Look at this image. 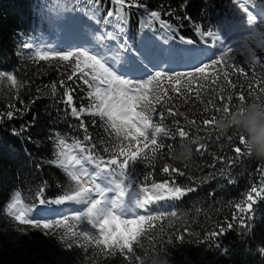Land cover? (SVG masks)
Masks as SVG:
<instances>
[{
    "label": "snow or ice",
    "instance_id": "snow-or-ice-1",
    "mask_svg": "<svg viewBox=\"0 0 264 264\" xmlns=\"http://www.w3.org/2000/svg\"><path fill=\"white\" fill-rule=\"evenodd\" d=\"M229 4L212 26L196 22L186 14L176 15L174 10L150 9L142 0H108L106 4L102 0H54L42 6L51 25L58 24L66 31L81 34L82 42L67 47L52 46L29 37L21 40V47L28 50L27 58L34 63L45 62L64 70L61 75L66 79L51 82L48 87L52 95L57 94L58 85L64 89L63 103L72 117L80 121L83 136L57 133L49 137L53 144L49 163L66 177L58 194L49 198L45 195L46 187L40 186L31 202H27L28 198L20 190L10 193L5 212L16 223L17 231L43 230L45 235H59L67 249L76 247L87 252L91 248L94 254L105 259L119 255L125 264H143L140 251L145 250L144 240L155 241V235L150 238L149 234L158 223L169 216L178 217L176 211L160 209L165 204L174 207L172 202L196 191L195 184H180L175 177L185 176V172L168 163L161 168L168 178L161 181L152 178L154 161L163 158L165 148L169 153L174 150L173 143L166 141H176L175 146L180 148L190 135V130L179 120L173 122L177 125L173 135L166 123L167 117L182 116L187 124L195 126L197 121L188 119L179 106L180 100L187 104L192 97L208 105L205 112L214 110L215 114L200 122L205 129L214 127L221 111L230 116L234 108L248 101L244 87L232 77L239 74L248 79L249 71L253 83L247 86L248 96L259 99L264 95V58L258 56V50L264 52V0H229ZM132 9L142 10L138 27L158 35L165 43L179 39L194 45V40L176 35L182 24L175 26L163 17L188 21L204 45L198 55L206 59L188 71L161 67L172 59L191 57L195 53L191 49L184 53L165 52L151 37L135 46L128 35ZM238 54L244 56L243 65L236 59ZM133 72H141L143 76L134 77ZM73 81L82 82L86 87V105L77 106L73 95L76 89L68 85ZM28 83L18 79L13 71L0 70V92L12 93L14 99H19L20 91ZM225 85L231 89L227 95ZM238 87L240 90L236 91ZM207 92L216 93L219 104L211 98L204 101L202 93ZM234 99L238 103H233ZM20 104L24 101L20 100ZM7 107L6 112H0V122L30 110L28 106L19 108L15 103ZM84 115L99 118L104 137L97 139L88 133ZM26 130L27 125L22 126L21 131ZM13 134L20 133L14 129ZM236 135L234 157L216 158L227 164L219 174L229 182H234L235 167L244 159L253 158L246 148L245 136L238 131ZM198 139L197 135L192 143ZM196 150H206V146L200 143ZM143 164L152 170L140 174L138 165ZM257 176L258 180L233 205L231 219L217 224L216 230L208 232L201 243L211 242L221 248L218 237L229 230L238 229L241 235L251 233L258 206L264 204V166L257 170ZM64 205L72 207L71 216L38 218L47 206ZM159 231L160 241L166 240L169 244L173 242V235L183 242L185 234L190 233L188 227L177 234L164 233L163 227ZM155 247L153 243V250ZM221 250L224 254L230 252L228 248ZM258 251L264 254V247Z\"/></svg>",
    "mask_w": 264,
    "mask_h": 264
},
{
    "label": "trees",
    "instance_id": "trees-1",
    "mask_svg": "<svg viewBox=\"0 0 264 264\" xmlns=\"http://www.w3.org/2000/svg\"><path fill=\"white\" fill-rule=\"evenodd\" d=\"M54 0H0V70L13 71L18 79L28 81L27 86L19 93V99H14L13 94L7 91L0 92V112H6L8 105L15 103L17 107L28 106L29 111L23 114L17 113L16 118L8 120L6 117L0 122V264H125L123 259L117 255L115 258H103L94 254L91 248L84 251L74 247L67 249L60 241L59 235H45L43 230L28 229L21 233L16 230V223L6 215L5 204L9 201L10 193L14 189L22 192L31 202V197L40 186L46 187L45 195L49 198L59 193L61 185L66 183V177L57 167L51 166L49 160L52 158L53 144L49 137L57 133L75 135L82 137L83 132L79 128L80 121L72 117L68 106L63 103L64 89H60L56 95L50 91V83L66 79L62 76V69L45 62L34 63L27 58L28 50L22 49L21 40L36 37L37 42L51 44L52 46L76 45L82 42L83 36L74 31H66L58 24L51 25L46 19L42 6L53 3ZM150 9L169 11L174 10L176 15H188L196 22L206 26L216 23L217 17L229 6V0H142ZM108 3V0H102ZM183 6V7H182ZM142 10L132 9L128 35L130 42L139 47L141 40L151 37L152 42L165 52L184 53L191 49L195 55L170 60L167 67L176 72L188 71L193 65L205 60V56L198 55L200 49L204 48L200 37L196 34L193 26L185 20H176L174 17H163L170 20L179 27L177 36L183 35L195 41L194 45H187L179 39H169L165 43L158 35H152L144 29L139 28V17ZM90 38V37H89ZM239 39V38H237ZM207 51V49H205ZM258 56L264 58V52L258 50ZM237 61L243 65L244 56L238 54ZM134 77H142L143 73L133 72ZM238 84L242 85L248 101L247 86L253 83L251 71L249 78L239 74L232 77ZM70 87L76 89L73 93L77 106L86 105V87L82 82H68ZM227 89V85H225ZM37 89H40L37 92ZM239 87L236 91H239ZM231 89L225 91L229 94ZM38 97V98H37ZM204 101L210 98L217 104L216 93H202ZM20 100L24 104H20ZM35 100L34 103L31 101ZM233 103H238L234 99ZM180 111L188 115V119H195L197 124H187L184 117H167L166 123L176 135L177 125L173 122L179 120L190 130L189 138L183 144L192 147L191 159L181 163L172 157L179 147L176 141L173 143L174 150L169 153L165 148L163 158L154 161L155 171L153 177L157 181L168 178L162 173L161 168L165 163L180 168L185 176H176L177 181L185 186L195 184L196 191L188 193L179 201L172 202L174 207L169 208L167 204L161 211H176L178 217H168L167 220L159 222L154 232L155 241L144 240L145 250L140 251L143 264H264V254L258 249L264 247V204L258 206V216L253 221L251 233L241 235L240 230H229L218 237L221 248H228L230 252L224 254L221 248H216L211 242L201 243L208 232L216 230L217 224H224L231 219L234 211L233 205L238 202L250 187L258 180L257 170L264 166V160L253 156L244 159L238 164L232 175L234 182H229L220 176V170L227 168L217 157H234L232 148L238 143L237 130L230 128L226 133H221L215 126L204 128L201 121L210 118L214 113L204 111L207 104H201L198 100L190 97L188 103L179 101ZM159 110V107H158ZM220 114V113H219ZM218 114V116H219ZM83 121L88 126V133L94 138H102L105 133L101 127L98 117L84 115ZM95 121V123H93ZM27 125L26 131H21L22 126ZM20 134L14 135L13 130ZM199 137L197 143H192L194 137ZM30 137V139H29ZM177 136V141H179ZM203 143L206 150L197 151L198 144ZM41 165L37 167V165ZM215 165V167H213ZM152 169L147 165H138L140 174H147ZM72 207L47 206L42 209L38 218L50 219L61 216H71ZM163 227L164 233L177 234L185 227L190 229L185 234L183 242L175 239L167 243L161 242L159 228ZM153 243L156 244L153 250Z\"/></svg>",
    "mask_w": 264,
    "mask_h": 264
},
{
    "label": "clouds",
    "instance_id": "clouds-1",
    "mask_svg": "<svg viewBox=\"0 0 264 264\" xmlns=\"http://www.w3.org/2000/svg\"><path fill=\"white\" fill-rule=\"evenodd\" d=\"M215 128L222 134L230 128L236 129L245 136V144L248 151L257 159L264 160V95L259 99L255 96L243 105L233 109L230 116L220 112L215 122ZM192 157L190 144H183L173 154L177 162H185ZM161 264H167L162 261Z\"/></svg>",
    "mask_w": 264,
    "mask_h": 264
}]
</instances>
